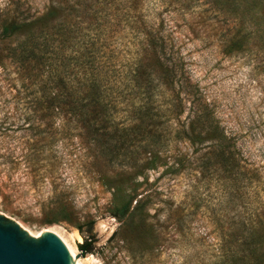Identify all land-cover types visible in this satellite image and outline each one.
Segmentation results:
<instances>
[{
  "label": "rangeland",
  "instance_id": "1",
  "mask_svg": "<svg viewBox=\"0 0 264 264\" xmlns=\"http://www.w3.org/2000/svg\"><path fill=\"white\" fill-rule=\"evenodd\" d=\"M12 1L28 20L0 43L2 223L37 236L54 231L76 261L110 233L89 264H264V250L257 249L263 242L258 228L264 230V0L134 5L146 25L161 27L190 83L233 137V169L210 149V135L203 133L200 145L187 140L188 105L175 108L173 94L160 83L147 84L149 105L141 112H133L140 97L132 83H113L117 106L87 127L82 125L90 116H71L46 102L59 78L74 83L70 58L80 56L83 35L98 23L113 21L101 33L114 69L127 70L135 38L147 30L136 25L134 33L121 20L126 1ZM9 8L8 0H0V20ZM51 8V19L37 21ZM60 24L71 32L58 48L53 36L50 47L57 52L48 64L37 51L28 62L4 56L6 48ZM138 172L147 225L131 220L118 233L108 185ZM256 217L262 227L253 233Z\"/></svg>",
  "mask_w": 264,
  "mask_h": 264
},
{
  "label": "trees",
  "instance_id": "2",
  "mask_svg": "<svg viewBox=\"0 0 264 264\" xmlns=\"http://www.w3.org/2000/svg\"><path fill=\"white\" fill-rule=\"evenodd\" d=\"M122 1H126L129 6L123 9L121 20L129 24L134 33H138L136 25L147 30L143 38H135L136 51L127 65V70L122 73V71L114 69L110 57L111 52L107 49L104 43L105 37L101 33L103 32L102 27L112 28L113 21H105L100 28L98 23L95 25L97 29H92L87 35H83V39L80 41L82 51L80 56L70 58L74 64L71 65L69 76L74 80V83H64L59 78L54 83V93L46 102L52 104L53 108L63 106L62 110L71 116H90L82 125L84 127L86 124L85 127H87L90 120L92 122L97 120L99 115H106L110 109L117 106L118 92L116 89L118 88H116L117 86L113 87V83H132L131 87L138 91L140 105L133 112H141L148 108L150 96L147 94V84L160 83L165 90L173 94L171 101L176 103L175 108L179 109L184 103L188 105L189 116L186 119L187 131L185 135L187 140L191 144L200 145L203 142V133L210 135L211 137H207L211 144L210 149L218 154L217 157L222 161V165H230L232 169L237 167L238 152L233 137L224 134L202 94L190 83L180 56L173 52L172 48L167 47L172 46L163 35L161 27H150L141 20L137 8L134 7L136 0ZM8 2L10 8L0 20V43L15 36L28 20L22 12L18 13V4L13 3L12 0H8ZM114 9L115 13L120 12L118 7ZM10 13L12 16L9 15ZM53 15V8L48 9L44 15L37 18V21L40 19L49 20ZM70 32L71 30L67 26L60 24L53 32L49 31L43 35L40 32L37 36L25 38L13 48H6L4 56L19 62H28L36 56L34 52L37 51L44 64H48L57 52V49L50 47L53 36L56 37V47L58 48L59 41L68 36ZM39 41L41 42L39 43ZM149 55L151 58H148ZM152 163V160L147 162L148 169L152 168L150 167ZM141 174L138 172L128 179H120L108 185L110 192L109 215L119 222L118 233L131 220L137 221V224L142 227L147 225L148 215L145 211L147 195L142 192L138 193L143 180L142 182L136 181V178ZM52 223L48 222L47 224ZM256 227H262V222L258 217L254 219V222H250V231L254 233ZM258 229L263 242L257 245V249L264 250V230ZM77 248L81 250L84 246L77 245ZM257 249L255 250L257 251Z\"/></svg>",
  "mask_w": 264,
  "mask_h": 264
},
{
  "label": "water",
  "instance_id": "3",
  "mask_svg": "<svg viewBox=\"0 0 264 264\" xmlns=\"http://www.w3.org/2000/svg\"><path fill=\"white\" fill-rule=\"evenodd\" d=\"M109 234L73 264H89ZM0 264H70V260L53 233L37 236L15 223L3 224L0 217Z\"/></svg>",
  "mask_w": 264,
  "mask_h": 264
},
{
  "label": "bare ground",
  "instance_id": "4",
  "mask_svg": "<svg viewBox=\"0 0 264 264\" xmlns=\"http://www.w3.org/2000/svg\"><path fill=\"white\" fill-rule=\"evenodd\" d=\"M53 233L58 239H59V237H58V234H56L54 231H50V233ZM60 240V239H59ZM61 241V240H60ZM63 241V240H62ZM61 241V242H62ZM62 244H63V242H62ZM64 245V244H63ZM66 245V250L68 251V255H69V260H70V264H73V263H75L76 262V259L74 258L75 256H74V251H73V248L72 247H70V246H68L67 244H65ZM64 245V246H65Z\"/></svg>",
  "mask_w": 264,
  "mask_h": 264
}]
</instances>
